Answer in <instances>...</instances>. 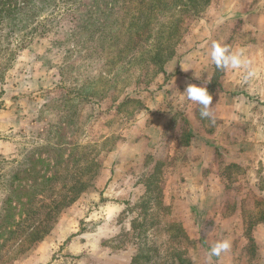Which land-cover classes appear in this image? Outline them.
<instances>
[{"label":"rangeland","instance_id":"374dc122","mask_svg":"<svg viewBox=\"0 0 264 264\" xmlns=\"http://www.w3.org/2000/svg\"><path fill=\"white\" fill-rule=\"evenodd\" d=\"M13 19L0 22V264H208L225 239L211 264H264V0L182 16L165 73L106 60L70 17L25 42ZM214 42L249 67L216 68ZM188 84L212 95V121L182 99ZM125 98L141 106L116 110Z\"/></svg>","mask_w":264,"mask_h":264},{"label":"trees","instance_id":"16d2710c","mask_svg":"<svg viewBox=\"0 0 264 264\" xmlns=\"http://www.w3.org/2000/svg\"><path fill=\"white\" fill-rule=\"evenodd\" d=\"M129 1L131 2L128 8H121L117 0H0V22L15 18L16 23L13 26H17L20 32L24 30L25 42L31 34L38 32L40 36L47 34L51 30L50 24L53 20L70 17L76 23V27L83 26L82 31L89 37L97 36L105 42L106 60L111 53L114 55L109 59L110 62L113 58L114 61L133 62L140 57L147 59L146 61L160 72L165 73L163 64L171 61L176 54L182 16H195L210 2V0ZM47 9L48 17L40 19L39 14ZM99 18L110 19L112 23H102ZM88 87L85 89L90 90V85ZM90 95L92 94L89 92L83 95L82 99L90 100L92 97ZM128 103L141 106L138 100L125 98L117 104L116 110L122 109ZM37 227L28 228L24 236L29 233L35 234ZM176 232L183 233L179 228ZM139 257H141L139 254H135L131 264H137L141 259ZM175 259L177 264L186 263V258L182 256Z\"/></svg>","mask_w":264,"mask_h":264},{"label":"clouds","instance_id":"9594fccd","mask_svg":"<svg viewBox=\"0 0 264 264\" xmlns=\"http://www.w3.org/2000/svg\"><path fill=\"white\" fill-rule=\"evenodd\" d=\"M211 61L218 69H247L250 61L245 57L243 49L233 52L227 45H221L214 42L210 52ZM253 75L252 72L248 73ZM182 99L195 102L201 105L200 115L202 118H207L210 121L213 119V114L210 111L213 97L209 94L204 86L196 84H188L183 92H181ZM231 242L227 239L215 243L208 255V264H211L213 257H219L221 253L229 251Z\"/></svg>","mask_w":264,"mask_h":264},{"label":"crops","instance_id":"0c3cea01","mask_svg":"<svg viewBox=\"0 0 264 264\" xmlns=\"http://www.w3.org/2000/svg\"><path fill=\"white\" fill-rule=\"evenodd\" d=\"M261 79H262V81L264 80V75L262 76ZM253 117H254V116H253ZM237 119H243V120H244V119H250V120H251V119H253V118H251V116H249V114H248V115L246 116V118H242V117L240 118V117H237ZM237 119H236V120H237ZM231 120H233V118H232ZM236 120H235V121H236ZM235 121L233 122L234 124H235ZM251 122H252V120H251ZM254 122H255V118H254V121H253L252 123H254ZM234 124H232V126H233ZM190 131H192L191 128H190V130H188V132L190 133ZM191 133H193L194 137H193V138L190 137V140H191V141L189 142V144L187 145V147H189V146L191 145V142H192V140L195 138V135H196L194 131H192ZM237 145H238V146H240V145H244V142H243V141H237ZM187 147H186V148H187Z\"/></svg>","mask_w":264,"mask_h":264}]
</instances>
